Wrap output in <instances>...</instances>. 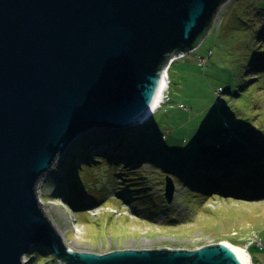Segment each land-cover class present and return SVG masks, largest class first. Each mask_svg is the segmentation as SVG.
<instances>
[{"label": "water", "instance_id": "1", "mask_svg": "<svg viewBox=\"0 0 264 264\" xmlns=\"http://www.w3.org/2000/svg\"><path fill=\"white\" fill-rule=\"evenodd\" d=\"M227 1L0 0V264H27L37 244L60 264H243L223 241L73 250L38 193L76 137L149 121L171 60L199 47ZM176 189L168 176L169 204Z\"/></svg>", "mask_w": 264, "mask_h": 264}, {"label": "rangeland", "instance_id": "2", "mask_svg": "<svg viewBox=\"0 0 264 264\" xmlns=\"http://www.w3.org/2000/svg\"><path fill=\"white\" fill-rule=\"evenodd\" d=\"M254 3L263 6L264 0L223 4L199 47L171 66L172 100L164 102L145 125L129 128L133 136L146 132L140 142L156 150L161 161L129 169L120 161L106 160L85 164L78 171L82 163L76 159V148L82 137H76L41 179L38 193L43 207L70 248L96 253L193 250L232 241L245 243L254 262L264 264V198L233 195L228 189L226 195H211L169 172L172 167L188 169L204 148L223 149L226 142L225 148L250 153L253 164L262 166L255 155L264 150V73L259 76L248 66L252 57L247 54H254L251 50L264 39V12L254 30L249 24L256 17ZM257 31L261 33L256 40ZM263 45L258 49L264 50ZM105 145L111 149L113 143ZM94 148L91 158L100 156L106 146ZM67 162L77 176V190L69 200L80 205L78 209L65 200L67 188H60L61 178L69 176ZM168 176L177 186L172 204L165 197ZM25 259L27 264H60L50 253L37 261L28 253Z\"/></svg>", "mask_w": 264, "mask_h": 264}, {"label": "trees", "instance_id": "3", "mask_svg": "<svg viewBox=\"0 0 264 264\" xmlns=\"http://www.w3.org/2000/svg\"><path fill=\"white\" fill-rule=\"evenodd\" d=\"M254 7L256 9V17L255 19L251 18L249 24L255 30L254 27L257 25V18H259L260 14H263L261 12H264V4L261 6L254 3ZM260 33V31H257V34L255 35L256 40L259 38ZM261 39L262 41H260L259 45L251 50L254 54H247L249 57H252L248 63V66L252 67V69L257 72H260L259 76L264 73V50L258 49L260 46H262V44H264V39ZM171 100L172 99H170V101ZM145 133H143L142 136H144ZM132 134L133 133L131 130H127L126 132L115 133L111 135L109 139L103 140L101 139L100 135L82 137L80 139L82 145L79 148H76V151L78 152V157L76 159H80L82 163L81 165L77 166L78 171L82 169L85 164H103L106 162V160L109 162L120 161L128 165L129 169L142 167L144 163L162 160L156 150H153L140 142L139 139L142 136L138 137L135 135L133 136ZM231 136V139H233L234 136ZM111 142L113 143L112 148H103V151L100 153V156H97V158H91L89 156L91 148H94L101 143L109 144ZM226 143L223 144V149H218L216 146L208 147L207 149L204 148L205 150L203 149L200 155H195L193 161L189 163L188 169L184 170L172 167L169 168L171 170L169 172L173 173L174 177H178L181 180L183 179L184 181H187L186 184L192 189L196 188L203 190L204 192L207 191V193L211 195L215 193L226 195L224 190L228 189V191H230V193L233 195L249 196V198L251 197L254 199H263L264 172L262 171V167L264 166V150L257 152L255 155L257 159L260 158L256 161L262 163L260 164L262 166L259 167L253 164L252 161L255 160H251L254 158L251 156L252 154L245 153L239 148L227 149L225 148L227 145ZM249 157L250 160H248ZM68 159L69 154L66 157V161H68ZM64 166L66 169H68V177H71V179L68 180L67 175V178H61L62 184L60 188H67L65 199L68 201L70 199V193L77 190V187L74 184V178L77 176L73 175L74 170L72 169V166H70L69 162H67V165ZM234 188L238 189L235 190ZM69 201H71V204L73 207H75V209L81 207L80 205L74 206L73 201ZM48 253L53 256L52 252L47 247L37 244L32 252L29 253V256L33 261H37V259H40L41 256Z\"/></svg>", "mask_w": 264, "mask_h": 264}, {"label": "bare ground", "instance_id": "4", "mask_svg": "<svg viewBox=\"0 0 264 264\" xmlns=\"http://www.w3.org/2000/svg\"><path fill=\"white\" fill-rule=\"evenodd\" d=\"M184 57L185 56L177 57L174 62H176L178 59H181V58H184ZM174 62L172 63V65L174 64ZM170 69H171V67H170ZM170 69H169V71H170ZM168 75H169V73H168ZM169 78H170V75H169ZM168 84H169L168 79L166 77H164L163 78V81H162V88L159 91V95H158V97H157V99H156V101H155V103L153 105L152 111H151V114L152 115L160 107H162V105H163L162 102H163L164 94L166 93V89H167ZM151 114H150V116H152ZM42 203H43V200H42ZM224 242H225V244H227L228 246H230L236 252V254L240 258V260L243 262V264H258V263H255L254 262L253 254L247 249L245 243L241 244V243L232 242V241H224Z\"/></svg>", "mask_w": 264, "mask_h": 264}, {"label": "built area", "instance_id": "5", "mask_svg": "<svg viewBox=\"0 0 264 264\" xmlns=\"http://www.w3.org/2000/svg\"><path fill=\"white\" fill-rule=\"evenodd\" d=\"M184 56H186V55H184ZM176 58H177V57H176ZM176 58H174V59L171 60L170 64L168 65V67L166 68V71H165L166 78L168 79L169 84H168V86H167L166 93L164 94V98H163V102H162V104H163L164 102L166 103L167 101H170V99H171V97H170V95H169L171 80H170V78H169L168 73H169V69H170L172 63L176 60ZM181 107H182V105H181ZM257 243H258V242H257ZM25 258H26V257H25ZM25 258H24V260H26Z\"/></svg>", "mask_w": 264, "mask_h": 264}]
</instances>
